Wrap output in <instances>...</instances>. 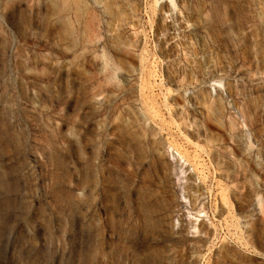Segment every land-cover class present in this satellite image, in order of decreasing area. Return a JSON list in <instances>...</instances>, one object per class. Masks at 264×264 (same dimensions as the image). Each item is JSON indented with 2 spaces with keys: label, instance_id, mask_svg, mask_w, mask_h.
<instances>
[{
  "label": "rangeland",
  "instance_id": "rangeland-1",
  "mask_svg": "<svg viewBox=\"0 0 264 264\" xmlns=\"http://www.w3.org/2000/svg\"><path fill=\"white\" fill-rule=\"evenodd\" d=\"M0 264H264V0H0Z\"/></svg>",
  "mask_w": 264,
  "mask_h": 264
}]
</instances>
